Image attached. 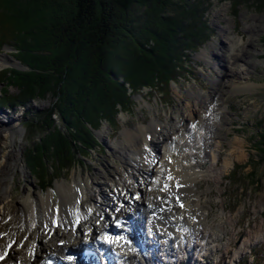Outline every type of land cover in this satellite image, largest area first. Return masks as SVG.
Returning <instances> with one entry per match:
<instances>
[{"label":"rangeland","instance_id":"374dc122","mask_svg":"<svg viewBox=\"0 0 264 264\" xmlns=\"http://www.w3.org/2000/svg\"><path fill=\"white\" fill-rule=\"evenodd\" d=\"M186 2L188 6L178 1V9L193 8L198 22L192 28L201 27L200 23L204 20L208 29L203 32L208 33V38L196 49L184 50V55L175 61V78L168 79L166 86L156 81L151 86H140L131 91L125 84L128 104L123 109L119 108L112 119H101L98 127L92 130L97 144L87 149V156H80L74 150L75 156H80L82 161H75L64 170L65 167L60 168L53 158H45L42 167L46 179L52 175L51 169L60 168L59 175L52 179L48 187L38 186L39 172L29 169L27 155L38 146L40 128L35 116L38 112L45 114V110L51 109L55 99L44 90L43 96L34 93L35 97L28 99L23 106H0V162L8 156L12 166L19 161L27 170V176L19 170L14 172L11 190L5 198L13 204L26 191L40 193L44 197L51 192L49 203L58 205L57 185L63 183L70 186L75 175H82L91 183L87 190L89 197L81 201L89 205L92 199L91 210L99 214L104 202L100 198L98 183L103 180L113 186L118 182L121 172L130 168L122 155L127 156L140 148L137 141L126 142L125 131L136 132L139 127H146L143 128L147 131L145 137L153 139V124H160L159 132L171 125L191 127L196 111L201 109L203 119L198 133L189 134L183 144L178 143V138L165 143L171 148L178 146L172 154L176 166L185 164L193 168L192 171L200 170L205 174L204 179L194 182L199 204L193 205L197 210L191 225L196 217L203 218L200 233H186L187 243L180 239L177 247L172 245V250L166 247L169 253L167 250L165 254L161 252L160 259L158 252L148 249L152 257L158 258L157 263L140 257L139 264H179L182 260L186 264H264V152L261 146V134L264 133V0H239L235 4L232 0ZM172 13L169 10L166 15L172 16ZM136 14V18H141L136 19L133 22L135 26L126 31L127 37L137 46L148 49L153 46V40L141 38L140 33L148 34L151 28L140 11ZM227 33L235 40L224 39ZM234 41L238 43L234 44ZM202 50L208 57L201 55ZM15 52L16 49L8 42L0 43V56L10 58L12 65L16 61L22 63L15 58ZM11 64H3L0 71L13 68ZM25 66L19 70H30L29 66ZM109 76L114 81H122L118 74ZM236 76L246 82L240 91L229 87V80ZM1 92L4 97H12L18 89L4 78L0 80V97ZM50 118L57 122L55 115ZM10 126L23 130L21 139L15 136L16 151L13 153L6 144L10 141L6 133L10 131ZM59 131L64 136L69 131L74 132L72 128L61 126ZM236 140L242 148L230 156V143ZM51 148H48V153L52 152ZM161 160L165 162L163 165H169L170 160ZM181 199L177 196L175 201ZM135 209L132 208L134 214ZM222 223L226 224L227 231L222 228ZM262 223L263 229L260 227ZM205 229L211 234L215 232L218 237L209 238ZM228 244L229 254H225ZM187 254L188 257L191 255L190 258Z\"/></svg>","mask_w":264,"mask_h":264},{"label":"trees","instance_id":"16d2710c","mask_svg":"<svg viewBox=\"0 0 264 264\" xmlns=\"http://www.w3.org/2000/svg\"><path fill=\"white\" fill-rule=\"evenodd\" d=\"M178 1L188 6L186 0H0V43L8 42L16 49L15 58L30 67L0 71V80L6 78L18 89L12 97L1 92L0 106H23L34 93L43 96L44 90L55 99L45 114H36L38 146L27 155L29 169L39 172V187H48L58 169L66 170L82 161L81 155L87 156V149L97 144L92 130L128 104L125 84L131 91L156 81L167 84L175 78V61L184 50L196 49L208 38L205 21L193 29L198 22L194 9H178ZM169 10L172 16L166 15ZM139 11L151 28L148 34L140 33L153 40L148 49L126 33L141 18H136ZM112 73L122 81H114ZM60 126L74 132L64 136ZM261 138L264 152V133ZM75 149L80 156H75ZM45 158H53L60 167L51 169L47 179Z\"/></svg>","mask_w":264,"mask_h":264},{"label":"bare ground","instance_id":"6f19581e","mask_svg":"<svg viewBox=\"0 0 264 264\" xmlns=\"http://www.w3.org/2000/svg\"><path fill=\"white\" fill-rule=\"evenodd\" d=\"M224 39L235 40L234 36L228 33L225 34ZM236 43L238 41H234V44ZM201 55L207 56V53L202 50ZM11 62L12 60L5 55L0 56V67ZM228 83L230 88L240 91L246 82L244 83L242 78L236 76ZM196 112V117L194 116L191 121V127L171 125L165 126V129L159 132L157 129L160 124H153L155 129L153 139L147 140L145 137L144 134L147 131L143 128L146 127H139L138 131L135 130L136 132L125 131L126 142L137 141L140 148L134 149L127 156L122 155L130 168L121 172L118 182L113 183V186H109L103 180L98 183L100 198L104 202L99 214L91 210L92 199L89 205H84L81 201L88 195V185L91 183L89 178L82 175H75L70 186L63 183L57 185L58 205L49 203L51 192L44 197L40 193L26 191L16 199L12 208L13 204L7 201L5 196L11 190L13 174L19 170L27 176V170L19 161L14 162L12 166L8 156H5L0 162V264H42L41 259L52 253L65 258V251L73 253L76 251L75 248L83 242L89 245L102 244L100 236L106 228L112 227L111 225L117 219L127 221L131 216H141V224L139 223L138 226H142L148 241L145 244L142 243L139 234L134 230L137 226L131 222L129 236L112 239L107 247H105L106 243L104 244L107 250L104 256L107 264L109 262L110 264H118V262L119 264H139V257L145 258V256L136 251L144 250L146 247L158 252V255L161 252L165 254L168 249L166 247L172 250V245L176 246L180 239L187 243L186 233L199 234L203 218L196 217V221L191 225L192 217L197 210L193 208V205L199 204L194 182L204 179L205 174L200 170L194 172L193 168L185 164L176 166L172 154L178 146L171 148L170 145L165 144L177 138L178 143L183 144L184 138L189 134L191 136L194 132L195 134L199 132L203 115L201 109ZM9 130L6 133L10 136V141L6 144H9L7 146L11 149L10 153H13L16 151L15 136L21 139L23 130L16 129L14 126L12 128L10 126ZM105 130L106 128L100 131L99 136ZM177 133H179L178 136H176ZM229 148L231 156L242 148V144L236 140L230 143ZM154 157L157 159L154 160ZM161 158L170 160L169 165H163L165 162L162 163ZM148 174L151 175L148 176ZM177 196L182 198L179 202L175 201ZM117 202L121 204L117 205ZM138 207L143 208L142 213L134 214L132 208L138 209ZM135 222L138 223L139 220L136 219ZM120 225L126 227L127 223L123 221ZM225 225L222 223V228L227 231ZM262 225L263 223L260 225L261 229H263ZM205 234L209 238L218 237L215 232L211 234L206 229ZM229 250L228 244L225 254H229ZM108 251L113 253L114 259H109ZM167 252L169 253L168 250ZM73 254L75 255L76 252ZM116 259L118 262L115 261ZM86 263L88 262L84 264ZM95 264H98V261Z\"/></svg>","mask_w":264,"mask_h":264},{"label":"water","instance_id":"95a60500","mask_svg":"<svg viewBox=\"0 0 264 264\" xmlns=\"http://www.w3.org/2000/svg\"><path fill=\"white\" fill-rule=\"evenodd\" d=\"M11 67H13L14 69H18V70L26 68V66L20 63L19 61H16V64L15 63L13 65L11 64Z\"/></svg>","mask_w":264,"mask_h":264}]
</instances>
